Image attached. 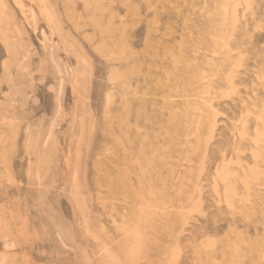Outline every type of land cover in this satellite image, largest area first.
<instances>
[{"label":"rangeland","instance_id":"374dc122","mask_svg":"<svg viewBox=\"0 0 264 264\" xmlns=\"http://www.w3.org/2000/svg\"><path fill=\"white\" fill-rule=\"evenodd\" d=\"M0 264H264V0H0Z\"/></svg>","mask_w":264,"mask_h":264},{"label":"bare ground","instance_id":"6f19581e","mask_svg":"<svg viewBox=\"0 0 264 264\" xmlns=\"http://www.w3.org/2000/svg\"><path fill=\"white\" fill-rule=\"evenodd\" d=\"M231 72V71H230ZM253 179V178H252Z\"/></svg>","mask_w":264,"mask_h":264}]
</instances>
